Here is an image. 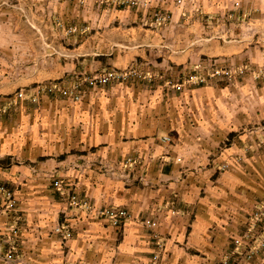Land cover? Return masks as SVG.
Here are the masks:
<instances>
[{"label": "crops", "instance_id": "crops-1", "mask_svg": "<svg viewBox=\"0 0 264 264\" xmlns=\"http://www.w3.org/2000/svg\"><path fill=\"white\" fill-rule=\"evenodd\" d=\"M237 2L149 0L137 7L121 0L43 2L50 23L87 27L78 35L75 76L66 75L63 66L0 80L5 90L0 93V155L5 156L0 178L21 185L16 196L22 215L17 257L5 263L0 240V264H150L157 244L142 218L158 220L156 230L165 239L160 264H223L227 235L243 225L256 201H264L262 150L247 156L238 174L215 175L217 164L230 159L229 153L255 145L264 134V128L256 126L264 115L255 106L262 100L253 96L258 87L252 72L232 80L184 84L174 91L164 90V84L152 78L85 87L80 100L48 93L34 102L30 97L36 82L66 85L96 70L136 66L149 76L163 73L181 81L191 72L206 73L212 61L245 66L247 45L237 25L248 3ZM155 13L168 14V19L158 21ZM57 70L62 75L55 76ZM21 89L26 95L17 97ZM241 92L253 96L256 104L250 111ZM237 130L238 138H232ZM224 139L230 142L222 154L211 156ZM175 155H181L182 162ZM103 166L129 171L127 181L132 184L125 187L122 179L102 172ZM139 169L164 183L154 189L140 187L134 182ZM50 173L66 183L77 181L80 197L91 205L126 208L129 220L114 226L104 216L78 209L72 238L62 243L53 229L65 199L46 186ZM4 203L0 194V230L16 221ZM236 264H264V255Z\"/></svg>", "mask_w": 264, "mask_h": 264}, {"label": "rangeland", "instance_id": "rangeland-1", "mask_svg": "<svg viewBox=\"0 0 264 264\" xmlns=\"http://www.w3.org/2000/svg\"><path fill=\"white\" fill-rule=\"evenodd\" d=\"M44 1L45 0H0V38H5L0 39V80L4 77H6V79L9 78V80L14 79L15 76L26 77L31 75L32 72L45 69V67L55 68L56 70V68L62 69L64 66L67 68L65 72L66 75L74 74L75 76L78 74V72H75L73 68L74 63H77L80 55L79 49L81 39H79L78 35L84 33L86 30L85 27H87V25H78V23L63 24L61 21L50 23V20L48 21L45 17L48 11L47 8L44 7ZM71 1H76L80 4L83 3L84 0ZM239 1L240 0H238L235 5L239 6ZM256 1L258 4L257 8L254 7V2ZM256 1L246 0L248 3L245 5L246 12L244 13L241 23L237 25L240 31L243 32V41L247 45L246 56L242 58V60H244L243 65H245L242 66L244 72L239 75L245 76L246 72H252L251 78L254 82L253 84L259 88L258 90L256 87V92L253 91V96L256 97V100L260 98L262 102L258 105L253 103L254 100L252 99L253 96H250L251 93L249 94L246 92L245 94L241 92L239 95L242 98L243 103L248 101L243 105L247 106L245 108L246 111H250L253 105L256 104L255 106L258 108L257 111H262L264 115V0ZM122 4H125L126 6H138L136 4L126 2H122ZM249 4H251V6H249ZM234 11L236 13L239 12L237 10ZM73 27L76 29L71 31L70 29ZM88 27L89 29L87 31H91L89 25ZM95 27H97V25L93 26V28ZM230 27L235 32L234 27H236V25L233 24ZM229 65L234 68L237 67L234 63ZM59 75H62V71L57 70V72H55V76ZM155 75H153V78H155V80L161 81L162 84H164V90L167 89L169 91H174L171 87H169V84H166V81H179L178 79L172 78L168 74L163 73ZM236 75L237 74L234 76L235 78ZM37 84L41 83L36 82L35 85ZM14 90L15 89H12L11 91ZM0 91V93H3L5 90L0 88ZM2 121L3 120L0 119V122ZM256 126H262L264 128V120L262 123H256ZM2 129L3 125L0 123V137L2 136ZM239 132L240 131L237 130L234 135L235 137L232 138H238ZM262 132H264V130ZM165 137H168V139L164 140L172 142V138L170 136ZM240 140L242 142V139H239V141ZM229 142L230 141L227 139H224V141L220 143L214 154H211V156L214 155L215 157H219L222 154L223 148H226ZM261 150L264 153L263 133L257 137L255 145H246L245 147L239 146L236 151L229 153L228 155H230V159L228 158L225 161H220L217 164L215 175L221 176L224 173L227 176L231 173H233L231 175L238 174L239 168L244 162L245 158L249 155H257ZM4 157V155H0V161L1 159H4ZM182 158L183 157L181 155H175V159L176 161H179V163L182 162ZM17 160L18 159L12 158L13 163H16ZM260 168L259 175L264 177V166H261ZM101 170L102 172L107 173L109 176L112 175L122 179L126 183L124 185L125 187L130 186L129 184H132L131 182L127 181L128 175H132L129 173V171L122 167L118 168L113 166L112 168L111 166H103L101 167ZM244 170H247V168L245 169L243 167L242 171ZM252 172H254L253 169ZM247 173L249 174L248 171ZM134 176L135 184H138L140 187L144 188L154 189L160 186L159 183H164V181L161 182L160 180L158 182V180H154V178L152 179L145 169H139L136 171ZM50 177L51 179L48 181L46 186L49 189H53V191L65 199V205L60 212V218L56 222L53 229L54 234L58 237V239H60L62 243H65L72 238V224L76 218H79L78 214L76 213L78 209H89L93 215L99 216L96 211L102 209V207L91 205L87 200V204H84L85 196L80 197L82 195H80L78 192L77 181L66 183V180H64L63 177L54 176L53 173L50 175ZM3 181L6 180L0 178V185L3 184L8 190H10V192L13 194L12 197L15 200V205L11 209L7 208L8 206H6L7 200L5 195L2 191H0V194L2 197L4 196L5 201L3 208H6L7 212L12 213L16 218L14 223L10 225L8 224V227L0 230V240L3 246H5L4 261L5 263H11L17 257L19 250L18 243L20 241V229L18 228V223L22 221V215L20 213V205L18 203L16 194L18 191H20L19 189L21 185H15ZM56 181H59V185L55 184ZM168 184L169 183H166L165 186L169 187L167 186ZM73 195L76 196L77 202H73ZM256 202L257 203L253 205V208L248 211V213H246L243 225L237 229V231L227 235L226 240L229 242V246L226 248V254H224V257H228L226 264L238 263L239 261L243 260L251 250H258L257 254H252L255 257H257V255H264V246H259V241L262 235H264V201L258 200ZM256 212H260V214H256ZM146 219L147 218H142V222H140L150 230V234L155 240L154 243L155 245L157 244V247L152 252L149 263L153 264V262H155L156 264H160L161 259L164 256L163 240L165 239L163 238L164 236L156 230L158 220L150 218L154 222V226L150 227L145 223ZM62 223L67 225L68 229L70 230V235L66 239H63L62 235L55 229L56 226ZM186 233H188V231H186ZM221 261L223 263V259ZM67 263L74 264L73 262ZM77 264L92 263L79 262Z\"/></svg>", "mask_w": 264, "mask_h": 264}, {"label": "built area", "instance_id": "built-area-1", "mask_svg": "<svg viewBox=\"0 0 264 264\" xmlns=\"http://www.w3.org/2000/svg\"><path fill=\"white\" fill-rule=\"evenodd\" d=\"M179 3L181 0H177ZM122 2L136 4L138 6H147L149 0H122ZM155 19L158 21H165L168 19V14H161L155 13ZM76 28L73 27L70 29L71 31L75 30ZM244 69L242 67H231L230 65H220L215 61H212L210 67L206 73L197 74V73H189L187 74L181 81H173L167 80L166 84H169L173 90H181L184 84H200L205 83L209 80H218V79H226L231 80L235 74H242ZM153 78L152 75H147L144 71L138 69L136 66H127L122 69H104V70H96L90 74H82L79 78L72 82L67 83L66 85L58 84L55 82L45 83V84H37L34 86V95H31V101H37L39 95L41 93H48L57 96L69 97L73 100H80L83 95V89L85 87H99V86H106L111 83H125L132 80H139V81H149ZM26 89H21L17 93V97H24L26 94ZM163 139H168V137H163ZM56 185H59V181L55 182ZM0 191L3 192L5 198L7 200L6 206L7 208H12L15 205V200L13 199V194L8 190L3 184L0 185ZM73 202H77V198L75 195L72 196ZM84 204H87L84 201ZM98 215L106 217L109 222L114 225H122L124 222L129 220L130 214L126 208H117V207H104L98 211H96ZM258 212V211H257ZM256 214H260L257 213ZM145 223L153 227L154 222L147 218ZM61 235L63 239H66L70 235V230L68 229L67 225L60 224L55 228ZM259 246H264V235H262ZM258 250H251L249 251L248 255L244 257V259H252V254H257ZM258 256V255H257ZM227 258H223V264L227 263ZM72 264V263H67ZM153 264H156L153 262Z\"/></svg>", "mask_w": 264, "mask_h": 264}]
</instances>
